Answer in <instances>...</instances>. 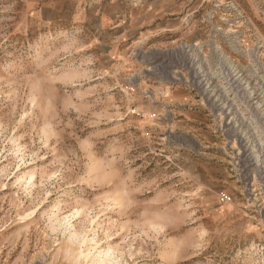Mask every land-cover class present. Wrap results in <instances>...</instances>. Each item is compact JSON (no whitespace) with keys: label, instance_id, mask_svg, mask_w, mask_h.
I'll use <instances>...</instances> for the list:
<instances>
[{"label":"rangeland","instance_id":"obj_1","mask_svg":"<svg viewBox=\"0 0 264 264\" xmlns=\"http://www.w3.org/2000/svg\"><path fill=\"white\" fill-rule=\"evenodd\" d=\"M39 2L0 0V264H264V0Z\"/></svg>","mask_w":264,"mask_h":264},{"label":"crops","instance_id":"obj_2","mask_svg":"<svg viewBox=\"0 0 264 264\" xmlns=\"http://www.w3.org/2000/svg\"><path fill=\"white\" fill-rule=\"evenodd\" d=\"M39 5L41 14L69 13L70 21L78 28L91 24L94 15L101 14V22L96 24L119 30L120 35L131 26L125 24L123 13L143 11L142 0H40Z\"/></svg>","mask_w":264,"mask_h":264},{"label":"bare ground","instance_id":"obj_3","mask_svg":"<svg viewBox=\"0 0 264 264\" xmlns=\"http://www.w3.org/2000/svg\"><path fill=\"white\" fill-rule=\"evenodd\" d=\"M104 255H105V257L101 256V262L102 263L106 262L108 260V258H109V256L107 254H104Z\"/></svg>","mask_w":264,"mask_h":264}]
</instances>
